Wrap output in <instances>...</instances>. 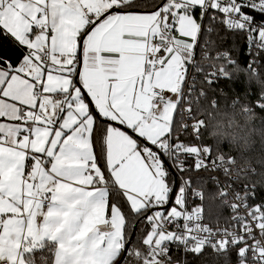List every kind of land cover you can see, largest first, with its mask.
Listing matches in <instances>:
<instances>
[{"label":"snow or ice","instance_id":"snow-or-ice-1","mask_svg":"<svg viewBox=\"0 0 264 264\" xmlns=\"http://www.w3.org/2000/svg\"><path fill=\"white\" fill-rule=\"evenodd\" d=\"M0 264H264V0H0Z\"/></svg>","mask_w":264,"mask_h":264},{"label":"trees","instance_id":"trees-1","mask_svg":"<svg viewBox=\"0 0 264 264\" xmlns=\"http://www.w3.org/2000/svg\"><path fill=\"white\" fill-rule=\"evenodd\" d=\"M243 48V42L241 41V49ZM234 55L238 56L239 61L241 63V65H243L247 59V57L245 56L244 52L242 50L238 51L237 53H234ZM246 85V81L244 79V74L240 75V78L235 82V83H229L226 81H222L221 82V86L225 87V88H234L237 92H242L245 88ZM252 87H258V85L253 84Z\"/></svg>","mask_w":264,"mask_h":264}]
</instances>
